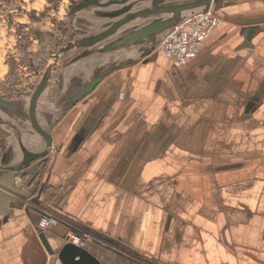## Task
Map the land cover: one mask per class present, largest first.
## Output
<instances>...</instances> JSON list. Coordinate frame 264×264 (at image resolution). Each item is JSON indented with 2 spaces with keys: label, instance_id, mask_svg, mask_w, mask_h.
<instances>
[{
  "label": "crops",
  "instance_id": "crops-1",
  "mask_svg": "<svg viewBox=\"0 0 264 264\" xmlns=\"http://www.w3.org/2000/svg\"><path fill=\"white\" fill-rule=\"evenodd\" d=\"M94 9L81 13L83 38L106 32L103 21L90 23ZM215 11L221 24L185 65L173 66L157 40L177 24L104 49L171 13L151 15L88 46L70 66L72 95L106 73L89 94L65 103L50 88L37 120L52 144L31 163L38 174L17 178L30 199L0 216V264H62L39 235L46 210L57 219L45 229L55 250L70 222L131 257L88 240L104 264H264V0H225ZM3 127L0 173L26 151L48 148L26 122Z\"/></svg>",
  "mask_w": 264,
  "mask_h": 264
},
{
  "label": "rangeland",
  "instance_id": "rangeland-1",
  "mask_svg": "<svg viewBox=\"0 0 264 264\" xmlns=\"http://www.w3.org/2000/svg\"><path fill=\"white\" fill-rule=\"evenodd\" d=\"M81 1L0 0V97L16 98L18 92L27 89L31 94L41 82L46 81L47 75L51 77V82H55L68 61L80 51H89L84 46L76 45L84 38L71 37L75 31L72 26L70 34H66L67 28L63 27V19ZM101 2H105L101 6H106L109 0ZM91 8L102 9L90 6L86 11L90 12ZM95 12H91L93 17ZM98 19L90 23L100 24L102 21L100 17ZM165 35L157 39L158 43ZM66 50L68 52L62 53ZM18 182L19 185L24 184L23 181ZM46 212L53 215L52 212Z\"/></svg>",
  "mask_w": 264,
  "mask_h": 264
},
{
  "label": "water",
  "instance_id": "water-1",
  "mask_svg": "<svg viewBox=\"0 0 264 264\" xmlns=\"http://www.w3.org/2000/svg\"><path fill=\"white\" fill-rule=\"evenodd\" d=\"M125 1L127 0H120V1H117V3L123 4L125 3ZM161 1L163 0H155L154 4H152V8L146 9V10L144 9L142 11H136L134 13L129 12L130 9H132V4L121 7L119 10L112 13V16L113 17H117L121 15H124V16L122 17V19L114 22L110 30L94 38H84L81 43H78L76 45L84 46V47L92 46L96 42L102 39H105L106 37L114 34L122 26L138 18H148L151 15H157V14H168V13L173 14L168 18L156 20L154 23H151L150 25L145 27V29L140 30V32H135V33L128 34V35L123 34L125 36L122 37L123 36L122 35L121 36L122 39L120 41L115 42L113 44H109L104 48L105 50H113V49L122 47L124 45L135 43L142 37H145L148 35L155 36L161 33L162 31L171 28L172 26L176 25L180 19H182V13L187 10L198 9V8L207 10L212 3H214V5L216 6L217 4L225 0H197L192 3L182 4V5L172 6V7L158 6L157 3ZM113 2L114 1L107 3L106 6ZM101 5H102L101 0H86V4H85L86 7L101 6ZM126 30L130 31L129 33L134 31L132 28H128ZM253 31H254L253 29L250 30L248 34V39L252 38ZM154 36H152L151 38L152 41L156 39L154 38ZM83 56H85V53L81 54L80 57H83ZM104 76H106V73L101 75V77L90 82L83 89L81 96L78 95L79 97H77L76 99L78 100L82 98L83 96H86L87 94H89L95 88V86L103 79ZM42 88L43 86H40L39 89L35 92V98L33 100V107L36 104V98H38V94L40 93ZM33 126L46 139L48 148L43 153H35L32 151H26L22 162L17 163L13 167L7 169L5 172L0 173V216L5 215L8 212L9 208H12V207L22 208V205L24 204L22 199H25V200L29 199V197L31 196V192L21 187L19 185V182L17 181V178L19 175L26 176L36 171L38 174V171H39V166L37 167L38 164H36L35 166H31V163L34 160L46 155L51 147V144H52L51 136L40 127V125L35 120L34 115H33ZM44 161H46L45 158L41 159L39 164H42ZM32 202L39 204L40 201L37 199H33ZM44 217H50L46 211L41 212V217L37 224V228L39 231L40 238L50 255L57 254L62 264H104V262L96 254H94L85 244L76 245L71 242H66V236L62 237L64 239L62 246L58 250H55L49 241V237L46 233L45 228L41 226V221ZM92 243L106 250L112 251L113 253L121 257L131 260V257L127 253H125L122 250L117 249L113 245L114 243L112 239L110 238H105L104 240L94 238L92 239ZM46 261H47V257L43 260L41 264H45Z\"/></svg>",
  "mask_w": 264,
  "mask_h": 264
},
{
  "label": "flooded vegetation",
  "instance_id": "flooded-vegetation-1",
  "mask_svg": "<svg viewBox=\"0 0 264 264\" xmlns=\"http://www.w3.org/2000/svg\"><path fill=\"white\" fill-rule=\"evenodd\" d=\"M74 1H76V0H74ZM101 1H103V0H101ZM112 1H114V2L108 4L107 6H99L102 9L97 10V12H95L96 14H98V17H100V20L103 21L104 24H106V26H104L101 30L106 29V31H108L112 27L114 22L122 19V17L124 15L117 16V17L112 16V13L116 12L121 7L132 4V9H130L129 12L134 13L135 11H132L133 8H135L137 6L141 7L142 5H144L145 3H148V2L151 3V8H152V4H154L155 0H127L123 4H118L117 0H109V2H112ZM195 1H197V0H163L159 3H157V5L158 6H170V7H172V6L192 3ZM101 3H105V2H101ZM85 4H86V0H82L81 2H79L78 7L76 9H72L74 11L69 12L67 18L63 19V23H65L63 25V27L67 28L66 34H70L71 26L74 28L75 31H74L73 35L71 36L73 38H83L85 35V31L83 28V17H81V13L84 12V14H85V10L87 8L85 6ZM57 5H58V3H57ZM116 5H117V7L119 6L118 7L119 9H112L111 8V7L116 6ZM19 6L22 7V5H19ZM159 15H163V14H157L156 16H159ZM170 15H173V14L171 13ZM129 32L130 31H127V32H124L123 34L128 35ZM125 35H123V36H125ZM36 36H39V34H37ZM79 47H81V46H79ZM66 52H68V51L66 50L65 52H62V53H66ZM83 53H84L83 51H80L77 56H75L71 61H68V65H66V66L64 65V67L62 68V75L57 77L55 82H51V80H52L51 77H49V75H47L46 81L41 82L32 91L31 94L28 92L29 90L27 89L25 91L21 90L20 92H18V95L16 96V98L0 97V151L3 152L7 149V144L5 141V135L7 133V130L3 127V125H7L8 127H12L14 129H16L14 127L15 124L19 127V126H21L22 122H26L34 128V126H33V115H34L35 120L38 123V120H37L38 119V117H37L38 116V112H37L38 103L40 102L41 99L45 98L48 95L50 88H53V89L58 88L59 89V92L56 94L55 97H56V99H59L61 102L68 103V102L76 99L77 97L81 96L82 92L81 93L78 92L79 89H77L73 95L71 94V91L69 90L70 89V82H68V84H67L64 76H65V73L69 70L70 66L73 63H75V62L79 61L81 58H83V57H80L81 54H83ZM91 53L95 54L96 52L93 51ZM107 65H108V67H112V64H110V63H108ZM40 86H43V88L41 89L40 93L38 94V98H36V104L33 107V100L35 98V92L39 89ZM50 95H52V93Z\"/></svg>",
  "mask_w": 264,
  "mask_h": 264
},
{
  "label": "built area",
  "instance_id": "built-area-1",
  "mask_svg": "<svg viewBox=\"0 0 264 264\" xmlns=\"http://www.w3.org/2000/svg\"><path fill=\"white\" fill-rule=\"evenodd\" d=\"M221 22L222 18L216 14L214 5L207 10L203 9L183 17L161 39L159 45L161 54L169 59L175 67L185 65L197 55L201 44ZM49 216L42 219L41 226L43 228L48 227L53 221H57L54 219V215L49 214ZM67 225L69 230L66 234V242L84 245L88 240L94 238L103 240L78 224L69 222Z\"/></svg>",
  "mask_w": 264,
  "mask_h": 264
}]
</instances>
